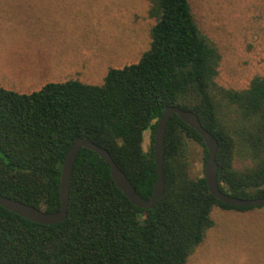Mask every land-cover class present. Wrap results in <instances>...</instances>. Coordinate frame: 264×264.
I'll use <instances>...</instances> for the list:
<instances>
[{"label": "trees", "instance_id": "trees-1", "mask_svg": "<svg viewBox=\"0 0 264 264\" xmlns=\"http://www.w3.org/2000/svg\"><path fill=\"white\" fill-rule=\"evenodd\" d=\"M149 2L156 21L150 49L137 64L111 69L102 85L51 83L32 94L0 87V195L58 212L67 152L84 138L106 149L150 200L158 122L167 107H178L216 138L221 191L264 197V78L238 91L219 86L222 55L198 27L190 1ZM190 142L207 162L200 134L174 115L165 136V191L150 210L131 203L110 165L83 148L66 221L40 225L0 206V264H188L215 226V209L264 208L216 199L204 175L193 174Z\"/></svg>", "mask_w": 264, "mask_h": 264}, {"label": "rangeland", "instance_id": "rangeland-1", "mask_svg": "<svg viewBox=\"0 0 264 264\" xmlns=\"http://www.w3.org/2000/svg\"><path fill=\"white\" fill-rule=\"evenodd\" d=\"M219 49L217 83L243 90L264 78V0H189ZM149 0H0V87L32 94L47 84L102 85L111 69L137 64L156 21ZM148 144H146V148ZM195 176L204 149L190 142ZM215 226L188 264H264V208L212 213Z\"/></svg>", "mask_w": 264, "mask_h": 264}, {"label": "water", "instance_id": "water-1", "mask_svg": "<svg viewBox=\"0 0 264 264\" xmlns=\"http://www.w3.org/2000/svg\"><path fill=\"white\" fill-rule=\"evenodd\" d=\"M174 115H178L185 124L196 130L205 143L209 156L204 177L210 193L228 206L240 208L264 207V197L259 199H239L221 191L218 181L219 166L216 160L219 145L216 138L203 127L196 114L190 111H184L178 107H167L158 122L154 141V158L158 170V180L150 200H146L138 194L126 174L118 167L111 154L106 149L96 145L88 139L78 138L68 150L65 158L60 185L61 209L58 212L47 213L42 209L32 207L2 195H0V206L11 213L40 225L51 226L66 221L68 217L70 190L75 163L80 151L85 148L97 153L110 165L113 181L131 203L144 210L153 209L156 202L163 196L165 191V136L169 122Z\"/></svg>", "mask_w": 264, "mask_h": 264}, {"label": "crops", "instance_id": "crops-1", "mask_svg": "<svg viewBox=\"0 0 264 264\" xmlns=\"http://www.w3.org/2000/svg\"><path fill=\"white\" fill-rule=\"evenodd\" d=\"M30 1V0H29ZM32 2L39 1V0H31Z\"/></svg>", "mask_w": 264, "mask_h": 264}]
</instances>
